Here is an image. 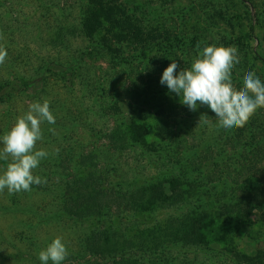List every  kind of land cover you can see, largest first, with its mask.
<instances>
[{"label": "rangeland", "instance_id": "374dc122", "mask_svg": "<svg viewBox=\"0 0 264 264\" xmlns=\"http://www.w3.org/2000/svg\"><path fill=\"white\" fill-rule=\"evenodd\" d=\"M117 1L143 25L179 32L186 41L197 34L200 48L205 44L235 46L239 63L232 69V81L238 89L249 71L259 70L256 75L264 81V66L243 46L245 41L239 40L243 26L251 18L260 28V38L252 39L250 46H259L264 52V27L257 19L264 13V0ZM85 3L86 0H0V44L8 53L0 64V83L15 82L20 76L33 75L36 69L46 74L39 95L29 89L3 96L5 91L0 89V134L30 103L45 98L56 119L55 124L41 125L44 138L37 143V148H43L49 156L41 160L34 174L45 178L46 183L12 195L7 189L0 192V264H41L39 250L56 236L63 238L69 251L63 264H264V219L258 211L252 213L250 223L231 221L227 235L221 239L197 236L185 240L187 237L183 239L178 231L182 227L178 219L189 206L186 202H201L208 210H216L218 201L214 197L221 189L230 196L237 193L244 176L229 174L233 167L242 170L248 157L258 166L264 164V157L248 154L253 148L264 147V139L244 126L218 128L210 108L198 104L191 111L166 84L160 83L172 59L181 68L190 66L197 53L196 45L195 51L184 50L177 58L166 57L164 64L156 60L150 72L146 59L124 67L125 71L131 66L138 75L142 73V77L135 78L144 90V97L139 99L152 106L151 126L160 120H178L176 131L181 134V147H175V139L158 137H150L147 144L130 142L125 148L115 147L112 141L122 129H110L128 114L130 105L137 103L136 93L126 91L130 85L128 75L121 71L112 74L113 64L101 61L97 55L89 59L90 73L81 86L79 79L72 84L57 74V60L79 58L91 46V41L79 33ZM218 13L222 18H217ZM125 51L134 52V46H126ZM91 76L101 85L104 83L105 91L96 93L88 87L86 82ZM149 82L151 91L145 89ZM116 102L118 113H112L108 108ZM263 114L264 108H259L250 120L263 118ZM237 133L239 141L234 137ZM194 152L198 155H192ZM3 165L0 161V171ZM77 173L90 176L93 184L111 193L178 177L189 197L177 205L163 202L145 211L133 209L124 200L98 214L77 218L65 212L61 190L65 181ZM220 174L224 176L221 181L217 178ZM258 175L264 187V175ZM262 190L249 191L252 196L260 194L264 198Z\"/></svg>", "mask_w": 264, "mask_h": 264}, {"label": "trees", "instance_id": "16d2710c", "mask_svg": "<svg viewBox=\"0 0 264 264\" xmlns=\"http://www.w3.org/2000/svg\"><path fill=\"white\" fill-rule=\"evenodd\" d=\"M245 14L250 18L251 14L248 11ZM218 16L217 18H222V14L218 13ZM250 19L248 24L243 26L239 40L245 41L243 42V46L250 50L253 58L264 66V52L261 53V47L253 48L250 46L252 39L259 40L260 38V32H258L260 30L259 26L256 27ZM257 19L258 23L261 22L262 27H264V13L258 15ZM79 33L91 41V46L82 52L79 58L78 56H73L66 60V62L57 60L56 66L60 69L57 74L62 78H66L72 84L75 83L76 79H79L81 86L90 73V69L87 67L89 59L91 60V56L97 55L101 61L105 59L106 63L113 64V68H109L114 71L112 74L116 72L120 73L119 71H121L123 74L128 75L130 85L126 91L132 93V95L136 93V105H130L128 114L122 118V121L117 122L110 129L112 131L122 129L120 130L121 134L116 140L112 141V144H116L115 147L119 145V147L125 148L130 142L147 144L150 137H158L175 139L177 141L175 147H181L182 140L179 138L181 134L176 131V125H179L178 120L177 122H175L176 119L172 120L173 122L170 120H160L151 126L149 116L152 106L147 100L143 102L139 99V97H144L141 94L144 90L138 86L136 82L137 78H135L142 77V73L139 72V76L133 67L130 66L131 69L128 71H125L124 67L126 68V65H132L136 61L140 62L146 59L148 65L146 69L149 71L151 65L156 60L160 59L163 62L166 57L177 58L178 53H182L184 50L193 51L199 43L198 35H192L186 41L179 32L167 30L165 27L159 31L154 26L143 25L129 12L128 7L117 0H86ZM124 44L126 46L133 45L134 52H126ZM74 59L76 60L74 61ZM247 69L250 70V68ZM254 73L258 74L260 71L256 70ZM93 76L86 82L88 87L90 86V89L96 93L105 91V88H102L104 83L101 85ZM45 78L46 74L36 69L33 75L20 76L17 81L8 82L4 85L0 83V89L3 88L5 91L3 96H9L11 91H27L29 89L37 91L39 95L40 91L44 89ZM148 84L145 89L151 91L150 82ZM65 87L70 88L71 84H65ZM142 103L144 105H139ZM108 110L112 113H118V102L111 104ZM253 121L249 120L246 123L244 126L246 131L252 129L259 137L264 139V114L263 118L254 119ZM234 137L236 140H240L238 133ZM195 153L198 155L197 152L192 153V155ZM248 154L258 155L262 158L264 157V147L253 148V150H249ZM248 159L245 160L247 163L242 165V170H240V167H233L232 173L229 174L231 176L234 173L236 175L242 174L244 176L243 186L238 188L239 190L237 189V193H231L233 196H230L224 189H221L216 194V197H214V201H218L216 210H208L210 208H205V204L201 202L198 205L186 202L189 196L187 191L181 187L182 180L178 177H171L166 181H156L134 190H131V188L123 193H111L99 188L97 183L93 184L90 176H83L79 173L66 180L64 188H61L64 191V197L62 198L64 209L66 213L68 211L72 214L70 216L75 215L77 218H83L98 214L103 209L108 208L110 204L117 205L123 203L122 201L124 200L133 209L142 211L152 209L163 202L177 205L179 202L184 201L189 205L187 209L182 211L185 214H182V217L180 216L181 219H178L180 217H174L178 221H181L180 227H182L178 231L181 236H184L183 239L185 237H187L185 240L193 237L197 238V236L204 240L207 236L212 240L216 237L221 239L227 235V228L233 221L237 222L241 220L250 223V217L254 211L260 212V217L264 219V198L260 194L252 196L249 191L250 189H259L260 193L263 191L264 187L260 184V175L258 173L264 175V164L258 166L256 161L252 163L250 161L251 158L248 157ZM209 164L211 165V162ZM210 171L213 172L214 170L211 169ZM218 176L219 181L224 177L221 174ZM210 178L213 180L211 173ZM35 187H38V185H35Z\"/></svg>", "mask_w": 264, "mask_h": 264}, {"label": "clouds", "instance_id": "9594fccd", "mask_svg": "<svg viewBox=\"0 0 264 264\" xmlns=\"http://www.w3.org/2000/svg\"><path fill=\"white\" fill-rule=\"evenodd\" d=\"M0 39L3 36L0 35ZM7 50L0 44V64L7 58ZM239 63L238 49L223 44L197 45V53L189 67L181 68L175 59L163 70L160 83L180 97V103L195 111L198 104L211 109L217 127L225 130L243 127L259 108H264V81L254 72H247L239 89L232 81V69ZM180 69L177 71V69ZM201 117V116H200ZM55 124L48 99L35 101L16 116L10 127L0 134V192L9 195L31 191L32 185L46 183L34 174L42 159L49 156L37 143L43 140L41 125ZM207 124V119L203 120ZM52 131V129H49ZM58 153V149L56 150ZM69 255L61 236L51 239L38 252L41 264H63Z\"/></svg>", "mask_w": 264, "mask_h": 264}]
</instances>
